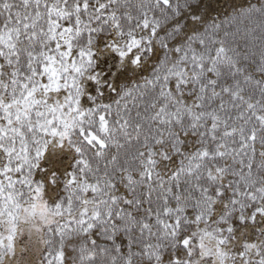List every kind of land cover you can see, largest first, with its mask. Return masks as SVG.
Here are the masks:
<instances>
[{
    "label": "snow or ice",
    "instance_id": "1",
    "mask_svg": "<svg viewBox=\"0 0 264 264\" xmlns=\"http://www.w3.org/2000/svg\"><path fill=\"white\" fill-rule=\"evenodd\" d=\"M0 264H264V0H0Z\"/></svg>",
    "mask_w": 264,
    "mask_h": 264
}]
</instances>
